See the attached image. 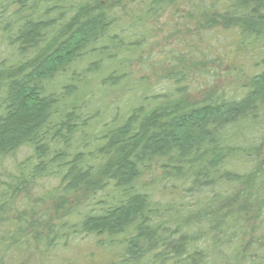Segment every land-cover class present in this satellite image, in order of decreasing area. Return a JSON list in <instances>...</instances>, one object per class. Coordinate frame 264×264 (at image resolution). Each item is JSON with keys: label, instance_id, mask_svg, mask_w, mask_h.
<instances>
[{"label": "trees", "instance_id": "16d2710c", "mask_svg": "<svg viewBox=\"0 0 264 264\" xmlns=\"http://www.w3.org/2000/svg\"><path fill=\"white\" fill-rule=\"evenodd\" d=\"M168 12L254 72L134 85ZM0 264H264V0H0Z\"/></svg>", "mask_w": 264, "mask_h": 264}, {"label": "rangeland", "instance_id": "374dc122", "mask_svg": "<svg viewBox=\"0 0 264 264\" xmlns=\"http://www.w3.org/2000/svg\"><path fill=\"white\" fill-rule=\"evenodd\" d=\"M171 16L168 12L156 25L158 30L153 31L152 43L142 53L145 57L142 63L138 66L133 62L134 85L144 81L161 89L167 83L166 75L172 65L177 67V58L187 65L194 63L188 59H200L196 66L190 65L188 68V82L193 83L191 87H239L254 72L251 60H237L231 56L235 50L233 43L231 40L228 42L229 37H221V30L205 33L203 30L196 31L191 25L182 26L177 16ZM224 33L230 36L228 32ZM205 55H209L208 61ZM219 55L223 56L221 60Z\"/></svg>", "mask_w": 264, "mask_h": 264}]
</instances>
